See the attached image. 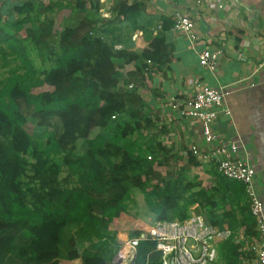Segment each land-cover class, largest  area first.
<instances>
[{"label":"trees","instance_id":"obj_1","mask_svg":"<svg viewBox=\"0 0 264 264\" xmlns=\"http://www.w3.org/2000/svg\"><path fill=\"white\" fill-rule=\"evenodd\" d=\"M99 8V0H79L39 9L62 19L87 14L89 29L81 35V26L65 27L53 53L33 6L15 7L8 22L0 6V264H114L119 238L142 232L150 237L133 264H161L152 225L132 211L135 191L156 221L171 219V211L189 216L184 174L157 177L149 189L162 155L152 147L154 123L138 87L153 63L167 61L164 36L153 34L150 21L139 23L140 0H114L110 18L93 13ZM137 30L143 44L128 50ZM124 113L130 119L118 120ZM254 226L246 232L259 243ZM224 246L226 264H238L242 243L230 237Z\"/></svg>","mask_w":264,"mask_h":264},{"label":"crops","instance_id":"obj_2","mask_svg":"<svg viewBox=\"0 0 264 264\" xmlns=\"http://www.w3.org/2000/svg\"><path fill=\"white\" fill-rule=\"evenodd\" d=\"M78 1L0 0V6L5 22L17 16L15 7L33 6L34 15L47 29L46 40L53 47L52 52L56 53L59 51V33L65 27L81 26V35L89 29V25L85 24L87 14L76 10L62 19L64 15L62 12L60 15V11L39 14L38 10L47 5L54 8L57 5L74 7ZM99 1V10L94 9L93 13L110 18L114 0ZM140 1L144 9L138 17L139 23L145 26L151 22L153 34L159 32L164 36L163 52L168 53L166 62L152 64L138 87L145 113L151 116L154 123L150 127L155 135L152 147L162 155L159 164L156 163L152 170L154 179L150 178L153 184L149 189L155 188L157 180H160L157 177L184 174V184L189 186L186 193L190 202L189 215L200 214L208 223L231 230L230 237L241 242V250L245 252L239 256L238 264H257L256 253H250L256 239L246 232L255 220L247 217L250 207L244 186L235 179L222 176L213 162L201 161L192 153L193 145L205 151L213 144L206 142L198 118L184 115L182 110L193 107L194 94L203 84L224 90L225 106L231 114L220 113L213 122V130L223 139L238 141L240 156L255 168V188L264 202V0ZM183 16L193 21V35L178 27ZM50 21L53 22L49 25ZM127 24L128 21L123 23L124 26ZM142 36L143 31L137 30L124 47L133 50L142 45ZM205 49L222 50L214 71L199 63V55ZM36 50H33L34 55ZM36 64L42 66L39 60ZM129 119L128 113L118 118L123 122ZM105 131L101 129L100 133ZM191 156H195L199 163L189 159ZM139 192L142 193L136 190L135 194L140 196L138 201L145 206L144 195ZM173 213L170 212L172 218L176 217ZM230 237L217 243L216 264H226L228 250L224 243Z\"/></svg>","mask_w":264,"mask_h":264},{"label":"built area","instance_id":"obj_3","mask_svg":"<svg viewBox=\"0 0 264 264\" xmlns=\"http://www.w3.org/2000/svg\"><path fill=\"white\" fill-rule=\"evenodd\" d=\"M178 27L193 35L194 23L187 17L180 18ZM222 50H203L199 63L214 71L217 58ZM231 114L225 106V92L222 88L203 84L193 97V107L183 109L182 114L198 118L206 142L213 144L208 150H200L193 145L192 153L201 161L213 162L218 172L224 176L242 182L250 203V211L255 220L259 243L250 247L257 255V264H264V202L258 194L255 184V168L239 153V143L235 139H223L213 130V122L220 113ZM151 158V156H149ZM153 238L158 242L161 264H216L218 259L217 243L232 235L229 229H221L208 223L196 213L185 219H164L152 225ZM147 232L128 239L119 238L121 248L114 264H133L139 243L149 238Z\"/></svg>","mask_w":264,"mask_h":264},{"label":"rangeland","instance_id":"obj_4","mask_svg":"<svg viewBox=\"0 0 264 264\" xmlns=\"http://www.w3.org/2000/svg\"><path fill=\"white\" fill-rule=\"evenodd\" d=\"M40 90H43V88H38L36 89L35 91H40ZM140 194L141 196L143 195L142 193H138ZM140 197V196H139ZM139 197L136 196V201L137 203L135 205H133L132 207V211L134 213H137L138 214V217L141 219V220H144L146 221L147 223H149L150 225H153L154 223V220H155V215L154 213L148 208V206L146 205L145 203V206L144 205H141L140 202L138 201L139 200Z\"/></svg>","mask_w":264,"mask_h":264}]
</instances>
